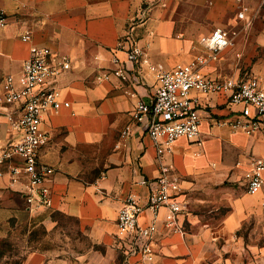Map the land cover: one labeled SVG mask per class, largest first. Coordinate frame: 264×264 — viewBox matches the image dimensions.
<instances>
[{"label":"crops","instance_id":"0c3cea01","mask_svg":"<svg viewBox=\"0 0 264 264\" xmlns=\"http://www.w3.org/2000/svg\"><path fill=\"white\" fill-rule=\"evenodd\" d=\"M0 7L9 16L0 30V141L19 136L18 116H10L15 107L1 101L3 79L20 77L35 48L70 57L72 69L60 79L62 100L70 107L49 112L43 122L50 141L42 160L55 169L53 208L43 219L51 228L58 216L73 220L91 244L106 249L76 254L75 260L36 252L24 264H146L122 255L117 218L129 195L146 197L141 181L157 178L163 166L180 177L187 210L180 217L182 233L169 229L167 213L161 212L155 264H264V188L253 196L244 186L252 161L264 158V135L219 126L214 115L225 113L219 109L221 97H212L211 112L202 113L201 147L185 138L161 146L149 136L147 119L132 117L138 102L156 90L150 66L171 71L189 63L205 52L200 39L216 28L232 39L233 54L226 49L204 72L226 78L220 71L228 58L233 72H239V50H245L248 61L256 49H264V0H0ZM257 20L260 29L254 27ZM133 25L145 51L137 66L140 84L116 77L98 82L97 76L112 68L113 51ZM28 32L32 38L25 42ZM255 68L260 75L264 59ZM11 194L16 195L10 178L0 177V204ZM151 218L146 212L141 223Z\"/></svg>","mask_w":264,"mask_h":264},{"label":"built area","instance_id":"2783aa9c","mask_svg":"<svg viewBox=\"0 0 264 264\" xmlns=\"http://www.w3.org/2000/svg\"><path fill=\"white\" fill-rule=\"evenodd\" d=\"M243 16V14H240ZM9 22L7 12L0 7V30ZM31 34L23 41L31 40ZM204 53L189 63L168 71L163 66H150L155 72L157 87L148 100H140L132 111L138 122L147 119L146 130L161 146H170L185 138L201 147L202 113L213 108L212 97L223 98L224 115L217 124L247 136L264 135V71L243 78H213L204 72L220 54L233 45L228 33L214 29L199 41ZM145 60V51L134 37V25L120 39L113 51L112 68L97 76L102 82L111 77L140 84L137 66ZM72 69V59L54 53L49 47L35 48L25 61L20 77L8 75L3 79L5 106L15 110L19 136L6 143L0 141V177L8 176L15 194L33 214H44L53 208L51 184L55 169L42 160L41 152L50 136L43 129L45 115L70 107L62 100L60 79ZM130 130V127L127 128ZM148 189L146 197L129 195L117 218L118 248L127 261L140 258L155 264L154 237L162 211H166V226L184 232L180 217L186 212L187 200L178 175L162 167L157 178L143 179ZM245 190L258 195L264 188V158L252 161L244 176ZM1 205V204H0ZM150 212V223L142 224L141 217Z\"/></svg>","mask_w":264,"mask_h":264},{"label":"rangeland","instance_id":"374dc122","mask_svg":"<svg viewBox=\"0 0 264 264\" xmlns=\"http://www.w3.org/2000/svg\"><path fill=\"white\" fill-rule=\"evenodd\" d=\"M263 12L262 10L261 13ZM261 26V20H257L254 27L260 29ZM227 51L233 54V45ZM243 51L245 50H239L235 54L238 64L240 63L239 72H233V59L228 58L220 74L226 78H234L238 74L243 78L257 73L255 67L264 59V49H256L248 61ZM222 108L219 107L220 111ZM209 112L211 111H207ZM212 116L210 113L211 118ZM214 116L218 120L221 118L219 115ZM228 184L229 182H226V185ZM0 211V264H24L28 257L36 252L52 253L56 259L57 256H64L67 260H75L76 254H84L91 249L94 252H106V249L97 243L91 244L81 226L73 220L58 216L55 227L46 226L43 214L29 212L25 203L14 194L3 201Z\"/></svg>","mask_w":264,"mask_h":264},{"label":"trees","instance_id":"16d2710c","mask_svg":"<svg viewBox=\"0 0 264 264\" xmlns=\"http://www.w3.org/2000/svg\"><path fill=\"white\" fill-rule=\"evenodd\" d=\"M23 201V200H22ZM1 257V256H0Z\"/></svg>","mask_w":264,"mask_h":264}]
</instances>
